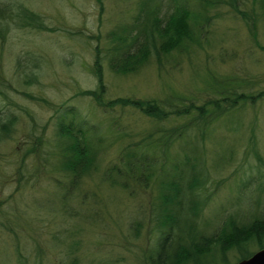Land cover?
Masks as SVG:
<instances>
[{
    "label": "rangeland",
    "instance_id": "rangeland-1",
    "mask_svg": "<svg viewBox=\"0 0 264 264\" xmlns=\"http://www.w3.org/2000/svg\"><path fill=\"white\" fill-rule=\"evenodd\" d=\"M97 1L19 0L40 15L51 31L20 30L11 25L4 44L0 42V120L12 119L10 134L2 133L0 140V264L155 262L152 260L156 259L162 232L151 220L156 191L151 185L144 189L130 181L133 191L125 194L101 183L100 173L116 162L121 148L140 143L148 131L166 123L128 108H100L82 94L96 86L91 74L96 48L106 52L111 47L108 32L129 22L135 7V0H102L100 14ZM251 7V0L246 7L241 6L246 11ZM218 14L211 13L214 33L205 54L192 56L190 64L182 57L178 63L166 64L159 73L149 66L127 76L113 75L103 64L105 100L132 96L164 99L176 92L199 105L215 96L194 77L193 70L205 78L212 75L205 69L214 71L213 75L243 80L246 88L240 89L245 91L262 89L264 52L250 40L239 17L224 8ZM262 22L257 31L258 41L264 45L263 18ZM262 103L247 108L251 118L246 115L245 126H237L229 144L224 140L228 122L221 124V129L218 126L206 144L208 180L200 194L208 199L197 227H189L197 229L200 236L219 232L228 217L238 222L250 220L257 201L264 213ZM66 106H73L80 119L97 128L107 148L100 172L82 177L74 185L55 169L57 116ZM179 124L183 121L177 119L167 126ZM218 136L223 138V146L232 147L230 153L218 148ZM179 151L178 146L172 147L170 154L176 156ZM181 239V245H187L183 232ZM161 252L162 264H180L176 254ZM227 256L235 263L236 252Z\"/></svg>",
    "mask_w": 264,
    "mask_h": 264
},
{
    "label": "trees",
    "instance_id": "trees-1",
    "mask_svg": "<svg viewBox=\"0 0 264 264\" xmlns=\"http://www.w3.org/2000/svg\"><path fill=\"white\" fill-rule=\"evenodd\" d=\"M247 1L135 0L130 21L120 23L116 30L108 32L111 47L106 52L96 48L91 66L96 86L95 89L81 91L82 94L92 98L100 108H128L156 122L166 123L152 132L148 131L140 143L121 148L116 162L100 173L101 183H107L125 194L133 191L130 181L144 189L151 185L156 191L151 203L155 216L151 220L152 226L162 232L156 259L152 260L154 264L163 263L161 250L168 253L167 256L176 254L180 264H233L228 259V252H236L233 261L237 262L264 248V213L261 212L260 201L256 202V210L246 222L228 217L220 231L208 237L200 236L197 229L193 230L208 199L200 194L208 180L205 172L206 144L214 137L216 128L219 126L221 129L220 125L227 122L224 140L229 144L238 131L237 126H245L246 115L249 117L247 108L261 102L264 104V87L257 91H245L240 89L246 88L243 80L213 75L214 71L210 69L205 70L212 75L205 78L201 72L193 70L194 77L215 95L202 104L198 105L195 100L176 92L164 99L132 96L109 101L104 97L106 83L102 65L106 64L113 75L127 76L149 66H154L159 73L166 64L178 63L182 57L190 64L192 56L205 54V46L214 33L211 13L219 16L218 11L222 8L239 17L247 28L250 40L264 52L257 31L258 23L264 19V0H251L253 7L249 8L250 11L241 8L246 7ZM97 2L101 14L102 0ZM11 25L20 30L51 31L40 15L24 7L19 0H0L1 44L13 28ZM18 65L21 66L20 59ZM29 76L33 75L30 73ZM79 117L73 106L63 107L57 116L59 134L54 149L57 159L55 169L63 173L71 185L93 172H100V161L107 151L103 146V136L95 131L97 128L94 130ZM177 119L183 124L167 126ZM11 125L12 119L9 122L0 120V140L3 139L2 133L10 134ZM216 139L223 153L232 151L231 146H223L221 136ZM176 146L180 151L172 156L170 149ZM30 150L35 152L36 148ZM182 232L188 239L185 246L181 245ZM18 264L23 263L19 261Z\"/></svg>",
    "mask_w": 264,
    "mask_h": 264
},
{
    "label": "water",
    "instance_id": "water-1",
    "mask_svg": "<svg viewBox=\"0 0 264 264\" xmlns=\"http://www.w3.org/2000/svg\"><path fill=\"white\" fill-rule=\"evenodd\" d=\"M236 264H264V248L254 253L251 257L241 260Z\"/></svg>",
    "mask_w": 264,
    "mask_h": 264
}]
</instances>
